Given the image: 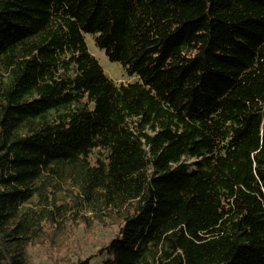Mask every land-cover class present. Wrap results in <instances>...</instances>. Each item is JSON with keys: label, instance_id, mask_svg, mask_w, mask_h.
I'll return each instance as SVG.
<instances>
[{"label": "trees", "instance_id": "trees-1", "mask_svg": "<svg viewBox=\"0 0 264 264\" xmlns=\"http://www.w3.org/2000/svg\"><path fill=\"white\" fill-rule=\"evenodd\" d=\"M0 264H264V0H0Z\"/></svg>", "mask_w": 264, "mask_h": 264}, {"label": "rangeland", "instance_id": "rangeland-1", "mask_svg": "<svg viewBox=\"0 0 264 264\" xmlns=\"http://www.w3.org/2000/svg\"><path fill=\"white\" fill-rule=\"evenodd\" d=\"M84 38L89 51L96 57V59L102 65L103 69L108 73V75L117 83L134 80L136 78V76L134 75H127L125 68L119 61L110 60L107 57L105 52L95 43L93 33H84Z\"/></svg>", "mask_w": 264, "mask_h": 264}]
</instances>
